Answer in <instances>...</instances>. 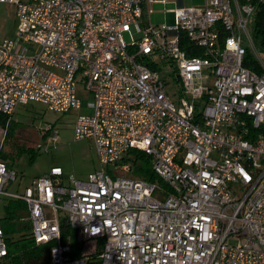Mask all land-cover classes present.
<instances>
[{"label":"built area","instance_id":"1","mask_svg":"<svg viewBox=\"0 0 264 264\" xmlns=\"http://www.w3.org/2000/svg\"><path fill=\"white\" fill-rule=\"evenodd\" d=\"M165 1L0 0L17 19L16 37L0 40V113L13 118L30 101L84 109L73 140L91 139L100 163L69 184L52 165L12 192L16 172L0 157V197L25 202L50 264H264V52L249 34L254 8L175 0L174 23L152 24L148 7ZM246 46L259 71L244 66ZM43 130L51 149L58 132ZM130 149L150 157L162 184L134 175ZM63 218L82 243L76 257L62 242ZM8 255L0 225V264Z\"/></svg>","mask_w":264,"mask_h":264},{"label":"rangeland","instance_id":"2","mask_svg":"<svg viewBox=\"0 0 264 264\" xmlns=\"http://www.w3.org/2000/svg\"><path fill=\"white\" fill-rule=\"evenodd\" d=\"M183 3L185 7L201 6L204 0H184ZM176 7L175 0L154 3L148 7L150 11L148 18L152 24H173ZM16 32L15 6L10 3H0V40L14 39ZM125 39L128 41L127 37ZM81 97L84 98V94H81ZM90 100V97H86L84 102ZM82 112L85 110L73 109L66 113H59L48 110L44 104L35 101L18 106L13 117L14 123L4 141V131H1L3 128L0 126V150H8L12 142L21 140L34 149V154L24 152L18 155L13 162L3 159L16 172V180L8 187L9 191H22L35 177L45 173L52 165L62 168V184H69L75 179H83L88 173L99 169L100 163L93 147V141L87 138L73 140L75 119ZM48 124H53L58 132V139L51 149H47L48 145L41 138L44 133L43 129ZM39 145L41 149L36 148ZM8 201L9 198L0 197V217L6 215L5 207ZM16 234L14 233L13 237H16ZM228 241L234 243L232 239Z\"/></svg>","mask_w":264,"mask_h":264},{"label":"trees","instance_id":"3","mask_svg":"<svg viewBox=\"0 0 264 264\" xmlns=\"http://www.w3.org/2000/svg\"><path fill=\"white\" fill-rule=\"evenodd\" d=\"M239 1L244 2L245 0ZM250 3L254 8L249 25L250 38L254 48L259 52H264V2L250 0ZM180 44L184 49L187 48V50L188 47H190L189 42H187V40L185 41L182 35ZM199 53L200 52L187 51L189 56L198 55ZM243 64L249 69L259 71V66L252 55V49L248 46H246ZM13 123V118H9L0 113V126L4 130L3 141L7 138ZM50 131L51 130L44 131L41 135L43 141L50 134ZM36 148L40 149L38 146ZM24 152H31L34 154V149L30 145H26L24 141L16 140L10 144L8 150H0V157L13 162L18 155ZM128 153L129 157H127V159L133 161V173L135 176L147 181L163 183L153 172L150 157L146 153L136 149H130ZM5 208L6 215L0 217V225L6 235L9 250V255L7 257L8 264H50V245H36L31 238V225L26 219L27 208L25 202L22 200L9 199ZM60 229L62 242L67 243V241H69L73 250L72 255L74 257L78 256L82 248V243L77 240L75 231L70 228L64 218L60 221ZM14 233H17L16 237H13ZM92 264L97 263L94 262Z\"/></svg>","mask_w":264,"mask_h":264}]
</instances>
